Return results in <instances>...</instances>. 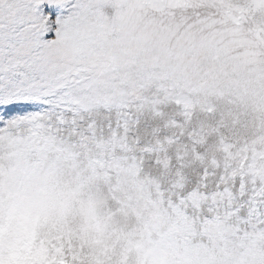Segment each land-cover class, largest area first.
I'll return each instance as SVG.
<instances>
[{
    "label": "rangeland",
    "instance_id": "obj_1",
    "mask_svg": "<svg viewBox=\"0 0 264 264\" xmlns=\"http://www.w3.org/2000/svg\"><path fill=\"white\" fill-rule=\"evenodd\" d=\"M0 264H264V0H0Z\"/></svg>",
    "mask_w": 264,
    "mask_h": 264
}]
</instances>
